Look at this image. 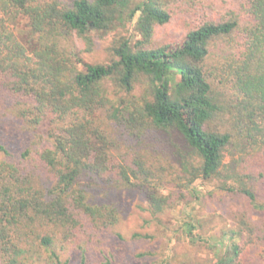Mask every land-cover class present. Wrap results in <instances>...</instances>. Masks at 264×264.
<instances>
[{
	"label": "trees",
	"instance_id": "trees-1",
	"mask_svg": "<svg viewBox=\"0 0 264 264\" xmlns=\"http://www.w3.org/2000/svg\"><path fill=\"white\" fill-rule=\"evenodd\" d=\"M241 10L247 17L202 19L149 46L170 19L164 0H0V121L28 131L50 124L13 157L0 143V264H69L72 249L86 264L87 250L122 222V189L143 192L153 218L186 199L164 185L190 188L198 178L264 211L252 168L226 160L232 147L264 156V0ZM19 17L31 47L5 23ZM123 21L141 38L122 37L106 61L85 63L69 49ZM241 223L250 239L231 231L213 264H248L259 235ZM192 229V243H209Z\"/></svg>",
	"mask_w": 264,
	"mask_h": 264
},
{
	"label": "rangeland",
	"instance_id": "rangeland-1",
	"mask_svg": "<svg viewBox=\"0 0 264 264\" xmlns=\"http://www.w3.org/2000/svg\"><path fill=\"white\" fill-rule=\"evenodd\" d=\"M59 1L69 3L72 0ZM164 2L170 19L163 25L155 26L149 46L180 39L187 29L202 19H228L233 14L240 15V18L247 17L241 10V2L244 0ZM240 22L244 24V19H240ZM5 23L27 47L35 45L36 39L30 34L24 18ZM90 35L93 40L91 46L76 37L73 38L72 46H69V49L71 47L79 52L85 63L106 61L110 56V47L122 37L131 43L141 38L135 25L127 21L105 33L91 32ZM216 80L212 78L213 83L217 84ZM141 91L142 87L138 86L137 93ZM49 127L48 120H44L36 129L28 131L10 118H2L0 143L9 153L6 156L13 157L27 145H34L32 141L44 137ZM260 149L252 148L249 151L251 155H248L246 151L232 147L226 160L237 169L245 166L252 168L253 178L250 183L256 187V199L264 204V156ZM258 171H261L262 176L258 175ZM218 182L198 178L190 188L164 185L165 189L161 192L178 190L186 194V199L179 201L159 218H153L147 210L148 202L143 192L122 189L118 193L122 222L87 250L86 264H105L107 259H111L112 264H213L216 261L215 251L221 254L229 247L232 241L229 235L233 234L231 231L237 233V242L250 239L249 231L241 223L242 218L259 235L248 244L247 263L264 264V211L254 209L245 197L220 190L216 184ZM187 225L193 226L194 233L208 238L212 248L208 244L192 243L186 234ZM64 257L69 258V264H80V251L77 249L67 250Z\"/></svg>",
	"mask_w": 264,
	"mask_h": 264
}]
</instances>
